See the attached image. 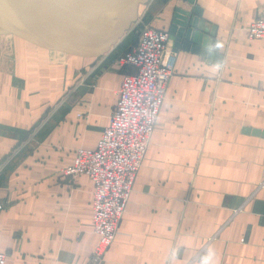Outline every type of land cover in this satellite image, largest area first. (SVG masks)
Returning <instances> with one entry per match:
<instances>
[{
  "label": "crops",
  "instance_id": "0c3cea01",
  "mask_svg": "<svg viewBox=\"0 0 264 264\" xmlns=\"http://www.w3.org/2000/svg\"><path fill=\"white\" fill-rule=\"evenodd\" d=\"M201 9L202 43L177 41L178 8ZM264 0H150L116 42L0 34V252L7 264H90L95 185L62 173L95 148L149 24L176 66L120 231L101 264H264ZM214 30V34H212ZM222 45V47L218 46ZM241 208L239 212L235 209Z\"/></svg>",
  "mask_w": 264,
  "mask_h": 264
},
{
  "label": "built area",
  "instance_id": "2783aa9c",
  "mask_svg": "<svg viewBox=\"0 0 264 264\" xmlns=\"http://www.w3.org/2000/svg\"><path fill=\"white\" fill-rule=\"evenodd\" d=\"M247 28L251 38H264V15ZM170 39L168 30L149 24L139 30L132 50L119 58L120 63L135 66L137 72L123 78L118 103L99 143L95 148L78 147L72 164L61 170L72 177L86 174L95 185L93 229L99 238L90 264L105 260L120 231L145 161L176 66L177 53ZM6 207V202L0 199V211ZM7 257L5 252H0V264H7Z\"/></svg>",
  "mask_w": 264,
  "mask_h": 264
},
{
  "label": "water",
  "instance_id": "95a60500",
  "mask_svg": "<svg viewBox=\"0 0 264 264\" xmlns=\"http://www.w3.org/2000/svg\"><path fill=\"white\" fill-rule=\"evenodd\" d=\"M150 0H0L12 13L1 33L34 31L65 41L116 42L134 27L140 7ZM193 4L194 0H187ZM201 9L178 8L171 23L177 41L202 43L206 31ZM214 34V30L212 32Z\"/></svg>",
  "mask_w": 264,
  "mask_h": 264
},
{
  "label": "clouds",
  "instance_id": "9594fccd",
  "mask_svg": "<svg viewBox=\"0 0 264 264\" xmlns=\"http://www.w3.org/2000/svg\"><path fill=\"white\" fill-rule=\"evenodd\" d=\"M222 47V45H218ZM197 264H217L216 262V252L212 245L206 247L202 254L199 255Z\"/></svg>",
  "mask_w": 264,
  "mask_h": 264
},
{
  "label": "bare ground",
  "instance_id": "6f19581e",
  "mask_svg": "<svg viewBox=\"0 0 264 264\" xmlns=\"http://www.w3.org/2000/svg\"><path fill=\"white\" fill-rule=\"evenodd\" d=\"M12 17V13L0 9V25L8 23L6 19Z\"/></svg>",
  "mask_w": 264,
  "mask_h": 264
},
{
  "label": "rangeland",
  "instance_id": "374dc122",
  "mask_svg": "<svg viewBox=\"0 0 264 264\" xmlns=\"http://www.w3.org/2000/svg\"><path fill=\"white\" fill-rule=\"evenodd\" d=\"M0 26H2V25H0Z\"/></svg>",
  "mask_w": 264,
  "mask_h": 264
}]
</instances>
